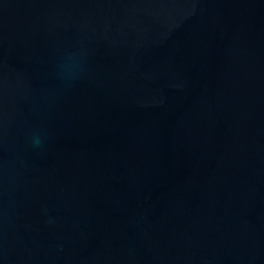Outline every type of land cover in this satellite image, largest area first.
I'll list each match as a JSON object with an SVG mask.
<instances>
[{"label": "water", "instance_id": "obj_1", "mask_svg": "<svg viewBox=\"0 0 264 264\" xmlns=\"http://www.w3.org/2000/svg\"><path fill=\"white\" fill-rule=\"evenodd\" d=\"M0 264H264V0H0Z\"/></svg>", "mask_w": 264, "mask_h": 264}, {"label": "clouds", "instance_id": "obj_2", "mask_svg": "<svg viewBox=\"0 0 264 264\" xmlns=\"http://www.w3.org/2000/svg\"><path fill=\"white\" fill-rule=\"evenodd\" d=\"M34 142H35V144H37V145L40 143V141H39L38 138H37Z\"/></svg>", "mask_w": 264, "mask_h": 264}]
</instances>
